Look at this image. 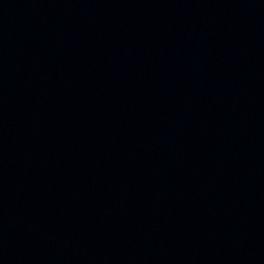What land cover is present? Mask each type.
<instances>
[{"label": "water", "instance_id": "1", "mask_svg": "<svg viewBox=\"0 0 264 264\" xmlns=\"http://www.w3.org/2000/svg\"><path fill=\"white\" fill-rule=\"evenodd\" d=\"M0 264H264V0H0Z\"/></svg>", "mask_w": 264, "mask_h": 264}]
</instances>
